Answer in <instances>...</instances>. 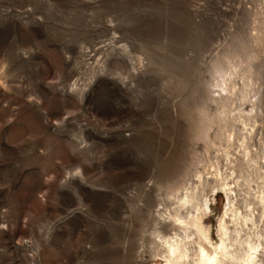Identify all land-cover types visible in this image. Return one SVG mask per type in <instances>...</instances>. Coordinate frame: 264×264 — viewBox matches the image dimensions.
Here are the masks:
<instances>
[{
  "label": "rangeland",
  "instance_id": "rangeland-1",
  "mask_svg": "<svg viewBox=\"0 0 264 264\" xmlns=\"http://www.w3.org/2000/svg\"><path fill=\"white\" fill-rule=\"evenodd\" d=\"M253 103L264 165V0H0V264H164L171 193L231 174Z\"/></svg>",
  "mask_w": 264,
  "mask_h": 264
},
{
  "label": "bare ground",
  "instance_id": "bare-ground-1",
  "mask_svg": "<svg viewBox=\"0 0 264 264\" xmlns=\"http://www.w3.org/2000/svg\"><path fill=\"white\" fill-rule=\"evenodd\" d=\"M237 63L239 62L237 61ZM249 63L251 62L249 61ZM230 70L229 73L231 72ZM214 71L216 74H219L221 80L222 79L224 80V78L227 79L226 77L227 73L225 74L226 71L224 72V69L220 65L216 64L214 66ZM235 72L237 73V71ZM249 72L251 74V71ZM247 81H249L250 83V80ZM227 88L229 90V86ZM230 93L233 92L230 91ZM251 106L252 108L247 113L244 110L240 109L238 115L235 116L236 118L235 117L232 118L231 120L233 121L232 123H230L231 121H229L230 124L224 125L222 124L223 122L222 121L220 124L223 127L224 126L229 127V129L226 131H223V127H221V129H222V133L226 132L224 134V137H226L225 139H226L227 147L225 145L226 148L224 151L226 152L225 155H227V157L228 156L230 157L227 160H229L228 169L231 172V174L229 173V175L226 176L222 172L221 168L219 166H216L213 169V175L211 177L213 183H211L212 184L211 186L209 184L211 181L208 182V180H206L204 177L201 176L200 173H198L197 184L193 186L188 185L189 187H184V185H182L183 188L180 186L181 188L174 189V192L171 193V196L174 197V200L175 199L177 200L178 207L175 208L173 211H168L169 221L172 222L174 226L178 227L179 230H181L182 235L175 233L171 237L157 235V238H159V240L158 239L157 240L160 241V243L163 245V247L160 246L161 249H159V251L161 252V256L164 259L163 261L164 264H264V172H262L264 165H261L262 162L259 159L260 156L258 157L257 151L255 149L254 150L252 149L254 145L252 144V142L255 138L257 127L262 128L263 124L262 122L261 124H259L258 120L256 119L257 104L253 103V105ZM222 108L225 109V107ZM230 110L232 111V107H230ZM223 111L225 112V114L226 113L228 114V112H226L225 110H221V112ZM235 121H238L239 122L238 125L244 128V130L242 129L243 131L241 130L242 133L240 130L239 133L235 131L236 130L234 129L236 125ZM220 138L223 139L222 135ZM263 138L261 139L258 138V139L262 141ZM262 144L264 145V143ZM259 145H260L259 147L261 148L264 147L263 145H262L263 147L261 146V143H259ZM235 146H238L237 148H239L240 152L242 153V155H240L239 157L243 156L244 157L243 159L248 164H252L254 168L253 170H256V179L259 181V183L256 182L258 183L256 185L257 189L256 190L254 189V191L251 193L252 191L251 190L252 188L250 186L251 183L249 180H247L251 176L247 175L249 176L247 179L243 178L245 182L243 183L248 187L247 191L244 189L246 192L242 190L243 193H245V196H243L244 194L242 193L243 197H241L239 193L240 191L239 188L241 184H243V183L240 184V181L238 179L241 175L236 176L237 171L235 168L236 166L235 163L236 162L239 163L241 160H239L240 158L238 156L237 157L239 159H237V157H234L235 153H233L234 151L232 150V148H234ZM253 151H255L256 153L255 152L253 153ZM262 156H264V154ZM249 167L250 166H248V168ZM230 178L232 179L230 180ZM208 186H210V190L212 192L214 193L220 192L223 194L225 198L223 211L219 218L218 226L216 229L215 240L212 238L211 230L207 229L204 226L205 221L209 218V214L211 212L212 209L211 206L213 202V200L207 196L208 189L206 188ZM179 191L183 193L182 194L180 193L181 195H179L178 194ZM183 211H185V215H183ZM160 252L158 253L160 254Z\"/></svg>",
  "mask_w": 264,
  "mask_h": 264
}]
</instances>
